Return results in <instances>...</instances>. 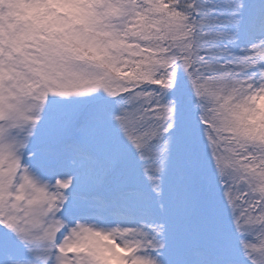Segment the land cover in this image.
Here are the masks:
<instances>
[{"label":"snow or ice","instance_id":"obj_1","mask_svg":"<svg viewBox=\"0 0 264 264\" xmlns=\"http://www.w3.org/2000/svg\"><path fill=\"white\" fill-rule=\"evenodd\" d=\"M0 264H264V0H0Z\"/></svg>","mask_w":264,"mask_h":264}]
</instances>
